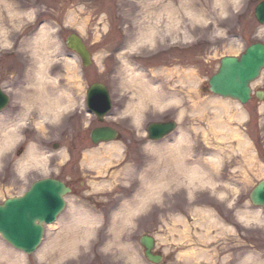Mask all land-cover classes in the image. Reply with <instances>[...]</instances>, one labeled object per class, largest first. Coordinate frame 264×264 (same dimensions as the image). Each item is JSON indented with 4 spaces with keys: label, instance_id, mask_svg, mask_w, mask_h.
<instances>
[{
    "label": "rangeland",
    "instance_id": "rangeland-1",
    "mask_svg": "<svg viewBox=\"0 0 264 264\" xmlns=\"http://www.w3.org/2000/svg\"><path fill=\"white\" fill-rule=\"evenodd\" d=\"M40 1L8 0V6L0 4V26H3L2 34H0V88L11 98L5 114L6 118H3L2 121H4V124L7 123L6 126H9L8 128H13L17 131V135L21 136V139L16 141L11 152L2 153L3 157L0 159V203L9 197L21 195L39 177H54L64 183L66 182L71 187L72 193L65 197L66 206L57 220L45 227L42 244L34 254L30 256L21 254L0 239V242L4 243V247L24 256L26 264H50V262H56L57 264H135L128 259L129 256L135 257L139 264H150L145 260L143 249L139 244V238L143 235H148L157 240L156 250L163 255L161 264H185V258L182 259L179 253L187 250V245L192 246L191 248L193 249L204 248L200 243L204 242L202 241L203 239H212L211 241H215L217 244L214 253L216 259L212 264H237L245 256L251 257L252 262L257 260L264 261V224L253 222L248 225H242L240 222H236V219H238L237 212L239 211H258L260 217L264 219V213L259 206H253L249 201V194L252 189L259 181L264 180V96L259 102L253 98L250 103L241 105V110L243 112L246 111L244 122L236 123L228 118L229 116H234L235 111H237L238 108L234 106H231V110L228 112L229 116H222L223 124L231 123L232 128L236 127L241 132V135L244 134L245 138L250 140V142L248 140V146L241 149L237 147L238 139H235L230 129L227 128L228 131L221 132V134H216L213 131V126L210 124L214 116L212 112L205 111V113L202 112V114L194 116L190 114L192 107L196 108L200 101L211 96L207 91L206 81L216 73L221 57L239 55L250 43L262 42L264 44V32L254 18V9L262 0H238L235 4L234 1L223 0L221 5L225 6V11L215 6L214 0H193L196 9L199 8L198 3L202 2L203 11L209 17V21L192 20L182 13L183 18L180 20L182 22H179L175 29L169 28L165 34H162L164 37L158 36L157 43H161V40H164L162 42L169 44L174 38L172 42H176V44L173 47L177 52H174L169 57L166 56L158 61L155 60L154 63L153 61H148L147 63L138 62L136 57L130 55V50L122 52V57L125 60L130 62L132 61L131 59L134 60L131 64L133 70L137 72H148V66L153 67L156 64L173 65L175 68L183 67L187 69L190 67L195 69L198 83L194 91H197L198 96H192L191 99L183 95L190 88H187V85L178 84L176 76H173L172 83L168 84L167 88H165L163 77H158L156 82L155 80L151 81V84L154 83L153 86H157L159 90V87H161L162 90H167L169 93H174L175 91L181 97L183 96V99L185 97L181 101V105L183 108L188 109L186 114L179 117L180 109L178 106H174L173 114L165 112L167 116L164 114L160 115L161 110L156 113H145V115L147 119L157 116L160 119L169 120L168 122L172 120L176 123L177 131L172 136H169V141L178 136L180 129L185 130L188 133L187 139L190 140V143L187 142L182 144V146L185 149L184 152H190L192 155L191 159H189L192 162L199 160L201 156L207 157L212 153H219L221 158L220 164L216 169L217 172L215 170L211 175L214 176L212 178L215 182L214 188L207 185L192 190L182 185L180 179V185H176L177 183L175 184L174 182L171 185L172 187L165 189L167 196H169L167 202L163 198L151 201L146 210L144 209L142 212L135 214L129 224L123 225L120 223L121 219L113 215L121 209L125 201L134 202V196L139 190V174H141L139 169L143 166H137L136 168L133 166H136L140 159L141 162L145 160L138 151L148 157L150 153L146 148H143L144 146L142 147L141 144L143 142L140 141L139 146L138 144L134 146L132 145L133 139L130 138V143L124 144L125 148L121 150L124 153L120 152L121 157L118 159L109 156L103 149L97 153L101 159L105 157L108 161L103 162L99 170L85 165H82V169L73 164V161L68 162L62 159L60 153L65 151V149L66 151L68 150V155L73 158V154H78V150L89 147V134L93 128L103 125L107 126L109 123L114 125V122L119 119L123 121L120 118L121 114L118 115L117 113L125 105L127 99L125 96L123 97L125 94H122L119 90V79H121L119 71V78L115 77L118 76L115 72L113 73L115 75L114 80L112 79L113 76L107 79L108 67L110 62L115 59L111 61V57L109 58L108 56H104V59L98 58L99 61L96 62L98 65L102 64L103 60L106 61L102 65L103 68L107 66L106 72L102 71L103 68L98 69L99 72L91 68L85 70L81 66L79 59L64 48V44L60 39L64 40L65 34L74 32L73 29H76L77 33H80L87 42L92 41L94 39V36H91L93 23L103 15V12L109 16L108 18L112 22L115 21L112 26L114 30L116 19L119 15H122L121 17L124 18V21L127 18L123 28L131 34L135 28L139 27V23L144 22L145 25H148L151 22V18L149 21L146 19L148 16L147 8H151V12L154 13L155 11H160L165 2L148 0L144 4L138 0H126L128 9L122 10L124 0H118L122 5L119 7L120 11H117L116 9L118 8H110L106 3L101 4L99 2L95 6H89L85 3L87 0ZM42 1L46 2V9L40 6ZM52 9L56 11L55 13H59L58 16L61 17V23L55 25L52 20ZM36 10L46 11L45 16L47 18H44L49 20L52 29H58V26L62 24L69 25L67 28L71 27V29L67 30L62 29L61 36H59V33H52L51 28L48 31L49 33L47 32V43L49 45L52 44L54 37L57 45L53 59H51L47 67L49 75L55 78L60 75V78L56 80L58 82L61 81L62 86H66V83L68 84L66 66L68 61H72L78 82H81L86 87L96 81L103 82L110 91V98L113 104V111L104 121L99 122L95 117L88 114L85 103H82V95H85V91L82 92L80 90L77 93L78 96L75 95L78 103L74 108L63 111L57 119L52 118L50 115L49 119L41 120L42 131L35 128L34 125V122L39 119L37 112L31 114L27 121L18 122L16 115L21 110L20 107H22L18 101V99L21 100V95L18 96L15 92L19 87L25 90L23 92L30 90V88H24V84L20 85V83L30 80L32 69L35 66V58L27 47L34 36L26 39L27 36L25 34L28 31V23L26 22L30 18L29 12H36ZM118 12L121 14H118ZM48 14H51L50 19ZM34 16L37 17L38 13L36 12ZM153 16L151 14L149 17ZM71 21L74 22L73 26ZM160 24L159 29L162 30L163 26L167 24L165 18L159 20ZM95 26L98 27V25ZM105 34L106 37L104 38L109 41V44L104 43L103 51L106 53L113 50L116 44V36L112 32H105ZM95 38H97V34ZM116 62L117 60L114 61V63ZM157 75L160 76L161 74L158 73ZM252 86L253 91H262L264 93V70L260 79ZM16 97L17 99H15ZM13 124H15L14 127H12ZM199 128L205 129L207 132L205 137L201 136ZM218 136H224L226 139L221 138V140H218ZM31 144L34 147L36 146V148L38 147L37 150L40 149L45 153L46 161L43 167H47L46 171L43 168L39 169L36 167V169H29L22 176H19V168L14 169L12 162L16 161L14 157L20 151V155H26ZM55 144L61 149L53 150ZM72 147L76 148L73 152H71ZM70 148L71 151H69ZM6 154L10 156L11 163L6 162ZM84 155L86 156L81 150L80 157ZM199 161L201 162V160ZM205 162L202 160L201 165L203 168L208 169ZM131 168L132 170H130ZM135 170H137L138 174H136ZM219 193H227V196L225 195V197L221 198ZM196 205L215 209L217 215L226 219L228 225L232 224L235 231L228 232L226 230L219 235L220 229L218 227L211 230L197 227L196 222L193 220L194 218L191 216L193 215L192 210L197 207ZM71 210L83 211L99 217L100 225L94 229L96 230L94 235H91L86 242L80 241L77 244V252L69 253L65 251L61 253L63 249L54 246L52 250L46 249L47 255L44 258H40L38 251L43 246L48 245L54 238L62 239L65 237L59 223L61 224V220L67 221L70 219ZM172 215L186 219L190 224L189 238L187 237L186 239V243L189 242V244H186V246L179 241L181 240L180 232L183 231V224L176 225L177 218H172ZM204 218L203 215L198 217L202 221L205 220ZM84 228L85 226L81 225L78 231L81 233ZM195 232H201L203 235L206 233L208 236L206 238L203 236L197 237ZM76 236L80 238L78 233ZM208 249L210 248L206 250Z\"/></svg>",
    "mask_w": 264,
    "mask_h": 264
},
{
    "label": "bare ground",
    "instance_id": "bare-ground-1",
    "mask_svg": "<svg viewBox=\"0 0 264 264\" xmlns=\"http://www.w3.org/2000/svg\"><path fill=\"white\" fill-rule=\"evenodd\" d=\"M95 1V0H93ZM98 1V2H97ZM126 0H124V4L122 5L121 2L118 0H96L99 4V2L106 3L108 7L110 8H118L116 9L117 11H120L121 5H122V10H127L128 8L126 7ZM134 1V0H132ZM141 3L146 4V1L148 0H138ZM160 2H165L164 5H162V9L160 11H155L154 13L151 12V8H147L148 16H147V21L151 18L150 25H145L143 23H139V27L135 28L134 31L130 34L129 32L125 31L123 28L125 24H120L119 18L122 15H119L116 19V26L115 30L112 29L113 24L115 23L108 18L109 16L103 12V15L95 21L93 24L98 25V27H92V37L94 36V39L91 41H86L85 38L80 34L77 33L76 29H73L74 32H71L69 34H65L64 40L60 39L61 42L64 44V48L68 51H72L68 49V47L65 45V42L69 38V36L74 38V41L68 42L69 46H76L78 49L82 51L84 56L86 57V61L84 62L83 59L81 58L80 55L76 54L73 52V56H76L80 63L81 66L85 69H95L97 72L98 69L103 68V64L106 62L103 60L102 64L96 63L98 62L99 59H104V56H108L111 61L114 60L117 62L114 63V61L110 62L109 69L108 71L107 66L103 68L102 71H107L108 72V78H111L114 80L113 73L116 72L118 76H115L116 78H119L118 71L120 73L121 79H119L120 86L119 90L127 101L125 102V105L121 108L120 111H118V115L121 114L120 118L123 120L121 121L120 119L114 122V125L110 124V126H104L102 127L103 130L108 129L111 132H115L113 138H110L108 141H99L97 143H94L91 138V134H89V141H90V146L89 147H84L82 148V153H85L86 156L80 157L81 150H78V154H73V158L71 155H68V150L63 151L61 154L62 159L67 160L68 162L73 161V164L81 167L82 165L88 166L89 168L93 167L96 170L100 169V165L103 164V162H108L107 159L100 158L99 154H97L100 150L103 149L109 156L114 157L115 159L120 158V152L124 153L123 148H125L124 144L130 143L129 140L132 138V145L138 144L139 142H143L141 145L143 148H146V150L149 151V157L145 156L142 154L141 151H138V153L143 156L145 159L144 161L141 159L138 161V164L133 167H141V174H139V185H138V191L134 196V202L130 201L127 202L125 201L122 204L121 209L117 211V213L113 216L119 217L121 219L120 223L123 224H129L133 216L137 213L142 212L144 209L148 207V205L151 203V201H156L160 200V198H163L165 202L168 201V197L166 190L170 187L171 185L175 182L176 185L179 184V180L181 179L182 182H180L182 185L188 187L189 189H198L200 187L204 186H210L211 188H214L215 182L213 181L212 172H214L217 167L219 166V162L221 160L219 153H212L207 157L201 156L199 160L192 162L191 157L192 155L190 152H187L183 149L182 144L185 143H190V140L187 139L188 133L180 129L178 136L175 138H172L169 141V136H172L173 133L177 131V126L174 121L171 120V122L174 124L173 129L171 130L170 133L160 135L159 129L157 130L156 127L161 126L165 123H169V120L166 119H160L159 117L155 116V118H148L146 117L145 113L153 112L156 113L157 111L159 112L160 110L162 111L160 113L164 114H173V109L174 106H178L180 111L178 113L179 117L187 113V108H183L181 105V101L184 99L177 94L175 91L174 93H169L167 90H162L161 87L160 90L157 89L158 87H154L153 84H151V81L158 79V77H163L164 82L166 85L165 88H167L168 84L172 83V78L173 76L177 77V82L180 85H187V88H190L186 90L183 95H186V98L191 99L192 96L197 97L198 93L197 91H194L196 89V85L198 83V78L195 69H192L188 67L187 69L180 67V68H175L173 65H158L156 64L155 66H148L149 68L147 69L148 72H137L134 71L132 68V62H134L133 59L130 62L129 60H125L122 57V52L124 50H130L131 51V56L136 57L137 59L142 58V62L144 61V54L147 56V60L144 62H151L155 60L158 61L159 57H164V56H171L175 51L173 45L176 44V42H162L164 40H161V43L158 42V36L164 37L165 32L169 29H175V26L178 25L179 22L183 17L182 13L186 15L188 18L196 21H202L206 22L207 20L209 21V17L207 16L206 13H204L203 8H202V2L198 3L199 8H195V3H193V0H157ZM223 0H214L215 6L222 8L225 11V6L221 5ZM234 1V4L238 0H231ZM264 1V0H263ZM8 0H0V4L2 5H7ZM223 4V3H222ZM8 6V5H7ZM10 6V4H9ZM258 6V5H257ZM115 10V9H114ZM38 13V16L35 17V13ZM36 12H29V20L26 22L28 23V28L27 32L25 34L26 39L29 38L30 36L32 37V41L29 42L27 47L29 50L32 52V55L35 58V66L32 69V76L30 77V80L27 82H21L20 85L24 84V88H30L27 92L24 89L22 90V87H19L16 90V95H21V100L18 99L19 104H21L22 107L19 113L16 115L18 122L20 121H27L28 118L30 117L31 114L33 113H38L39 119H37L35 124V128H38L42 131L41 125L42 121L49 119V116L51 115L52 118L57 119V117L63 112L67 111L70 108H74V106L78 103L77 97L78 96V91H85V95L83 97L82 95V103H85V98L87 96L88 91H90L91 87H102L104 90H106L107 94L110 95V91L108 90V87L103 84V82L96 81L90 84L89 87H86L84 84L81 82H78L77 76H76V70L74 63L72 61H68V64L66 66L67 72H66V78L68 79V84L66 83V86L61 85V81H57V78H60V75H57V77H51L47 71L48 64L50 63L51 59H53L54 52L57 50V45L55 44L56 39L53 37L52 44L49 45L46 41V35L49 33L48 31L51 28V25L49 23V20H45L44 17H46V12L43 10H36ZM56 11L52 9V20L54 21L55 25L57 23H61V17L58 16L59 13H55ZM223 12V11H222ZM119 13V12H118ZM121 14V13H119ZM154 16L149 17V16ZM49 19H50V15ZM34 16V17H33ZM39 16L43 17L42 20L34 21L35 18H38ZM124 17V16H123ZM47 18V17H46ZM165 18L166 23L165 26H163V29H159L161 24L159 25V20ZM254 18H255V9H254ZM127 19V18H126ZM125 19V21H126ZM189 19V20H190ZM256 19V18H255ZM257 21V20H256ZM257 23L261 26L262 31L264 32V24L260 23L257 21ZM23 24V23H22ZM142 24V25H141ZM21 25V24H20ZM71 25H74V22L71 21ZM69 25L62 24L61 26H58V29L51 28L52 33L56 32L59 33L61 36L62 29H71L67 28ZM2 28L3 26H0V34H2ZM83 30V29H82ZM99 30V31H97ZM76 31V32H75ZM103 31V32H100ZM48 32V33H47ZM105 32L109 33L112 32L115 38V43L117 46H119L118 51L116 50H111L110 52L103 51L104 50V43L109 44V41L106 40V34ZM97 34V38H95V35ZM118 37V38H117ZM186 37V36H185ZM114 41V38H113ZM160 41V40H159ZM73 42L74 44H72ZM157 44V45H156ZM170 45L168 48H166V51L164 54L155 57L154 58V53H152L153 48L156 46L160 45ZM251 46H258L260 49L264 50V44L262 42H254L250 43V45H247L239 55L234 54V55H228V56H223V58H230V59H235L237 62L240 61L241 57L245 54ZM100 48V49H99ZM106 48V47H105ZM102 50V51H101ZM107 51V50H106ZM188 52V51H187ZM104 53V54H103ZM124 53V52H123ZM130 53V52H129ZM179 53V52H178ZM141 54V55H140ZM135 58V59H136ZM221 59L219 63L221 62ZM179 61V60H178ZM138 62H141V60H138ZM119 63V64H118ZM122 63V65H121ZM183 64V62H181ZM112 65V66H111ZM105 66V65H104ZM28 67V66H27ZM31 69V67H29ZM69 70V71H68ZM112 70V71H110ZM264 68L262 69V71ZM261 71V72H262ZM218 72V71H217ZM148 73V78L147 77ZM161 74L158 76L157 74ZM217 73H214L215 75ZM212 75V76H213ZM210 76L207 79V91L209 94H211L210 97H208L205 100L200 101V104L196 106V108L192 107V110L190 111V114L192 116L194 115H199L205 113V111L212 112L214 114L211 123L213 126V131L218 134L221 132H227V128L231 130V134H234L235 139H238L237 142V147L241 149L242 147L248 146L250 140L245 138V135H241V132L238 131L236 127L232 128L231 123L223 124L222 122V116L227 115L229 116L228 112L231 110V106L237 107V111H235L234 116H229V119H232L233 122L235 121L236 123H241L245 121L246 118V111L243 112L241 110V105L238 101L230 99V98H225L220 95L214 94L212 91H210V85L208 83L209 79L212 77ZM261 77V74L258 76L257 79L250 81L248 87L250 88V97L249 100L245 103L248 104L250 103L251 99L258 100V93L257 91H253V86L257 80H259ZM19 85V86H20ZM156 85V83H155ZM2 89V88H1ZM264 96V93L262 91H258ZM29 93V95H27ZM196 93V95H194ZM256 93V94H254ZM8 95V94H7ZM15 95V94H14ZM17 99V97L15 98ZM263 97H260L259 100L261 101ZM230 100V101H229ZM21 102V103H20ZM13 103V102H12ZM83 103V104H84ZM18 104V105H19ZM244 104V105H245ZM10 104L6 105L2 109L0 108V159L3 157L2 153H10L13 146L15 145L16 141H19L21 139L20 135H17V131H15L13 128H8L9 126H6L4 124V121H2L3 118H6L5 114L7 113V107ZM167 111H165V109ZM164 109V110H163ZM113 111V106L110 104V109H108L105 113V115L102 117V119H105L106 116H108L111 112ZM155 115V114H154ZM163 115V116H164ZM204 115V114H203ZM129 117V118H128ZM153 117V116H152ZM129 119V120H128ZM42 120V121H41ZM119 121V122H118ZM15 124L12 125L14 127ZM201 136L205 137L207 135V132L205 129H200ZM233 131V132H232ZM219 137V136H218ZM226 139L224 136H221L218 138V140ZM144 140V141H143ZM249 140V142H248ZM121 141V142H120ZM123 142V144H122ZM164 144V145H163ZM17 145V144H16ZM99 146V147H98ZM101 146V147H100ZM124 146V147H123ZM71 147V146H70ZM92 148V149H91ZM7 149V150H5ZM38 147H34L32 144L29 146V149L27 150L26 155H20L17 153L14 158L16 161L13 163L12 166L15 169L19 168V176H22L23 173L26 171H29V169H36L37 168H43L46 171L47 167H43L45 165L46 157L45 153L42 152L40 149L37 150ZM59 150L61 147H59L57 144L53 146V150ZM76 148L72 147L69 149V151L73 152ZM5 150V151H4ZM220 150V149H219ZM4 151V152H3ZM224 151V150H223ZM6 156V162L11 163V159H9V155ZM124 156V155H123ZM124 158V157H122ZM149 158V160H147ZM204 158V159H203ZM122 160V159H121ZM202 160L207 164L208 169L203 168L201 165ZM208 161V162H207ZM15 164V165H14ZM40 165V166H39ZM132 167V168H133ZM145 167V168H144ZM132 168L130 170H132ZM134 168V169H135ZM219 169V168H218ZM136 174H138L137 170H135ZM217 172V170H216ZM45 179H54V177H39L35 179V183L37 181L45 180ZM60 181V180H59ZM264 180L259 181L257 184L261 183ZM62 182V181H60ZM63 184H68L65 182H62ZM104 183V182H103ZM226 184V183H224ZM227 186V184H226ZM257 186V185H256ZM255 186V187H256ZM30 188V187H29ZM166 189V190H165ZM255 188L252 189V191ZM28 190V189H27ZM26 190V191H27ZM251 191V192H252ZM250 192V194H251ZM249 194V196H250ZM24 195V192L16 197H21ZM227 196V193H219V196L221 198ZM197 207L192 210L191 215L194 219V221L197 224V227L202 228V229H214V228H219L221 235L222 231H235L234 228L231 225L227 224V220L224 218H220L219 215H217V212L215 209H209L206 207H201L200 205H196ZM259 206V205H258ZM257 206V207H258ZM260 208V207H259ZM262 210V208H260ZM202 216L205 217V220H200L198 217ZM172 218H177L176 219V225H181L183 224V231L180 232V242L183 244H189L187 242V237L189 238V230H190V224L187 222V220L182 219L178 217L177 215H172ZM237 218L236 222H240L242 225H248L250 223H260L264 224V219L260 217L258 214V211L254 212H248V211H239L237 212ZM232 221V220H231ZM230 221V222H231ZM61 230L63 234L65 235L64 238L58 239L54 238L53 241H51L48 245H45L38 251V256L40 258H44L45 255H47L48 248L50 250L53 249L54 246H58L63 249V252L67 251L69 253L72 252H77L78 251V243L80 241L86 242L88 238L91 237V235H94L95 228H97L100 225V219L98 216H92L86 212L83 211H78V210H71L70 211V219L66 220H61ZM81 225H84L85 228L81 230V233L78 231L79 227ZM97 225V226H96ZM189 225V227H188ZM193 225V224H192ZM174 227V225H173ZM193 227V226H191ZM51 228V227H50ZM78 231V232H77ZM77 233L80 235V238L77 235ZM197 237H204L206 238L208 235L205 233H199L195 232ZM149 237V236H148ZM154 240V245L151 250L152 255H159V252L156 250V238L150 236ZM0 239L8 246H10L7 242H5L1 237ZM221 239V236H220ZM42 240L39 244V246L36 248V250L33 252V254L37 251V249L40 247L42 244ZM212 239H203L200 242L204 248H191L192 246H186L187 250L182 251L179 253L183 258H185L186 263L185 264H212L216 257H215V251L217 244L216 242H212ZM0 242V264H26V260L24 259V256L21 254H24L22 252L14 253L4 247V243ZM206 246V247H205ZM11 247V246H10ZM12 248V247H11ZM207 248H210L206 250ZM13 249V248H12ZM199 249V250H198ZM26 256H29L27 254H24ZM61 255V254H60ZM144 255V254H143ZM144 258L147 262L151 263L148 261L144 255ZM62 259V257H60ZM59 259V260H60ZM128 259L135 263L139 264L135 257L129 256ZM226 259V258H225ZM163 261V257L161 258V261L159 264H161ZM50 264H57L56 262H50ZM237 264H264V261H254L252 262V258L249 256H245L240 260Z\"/></svg>",
    "mask_w": 264,
    "mask_h": 264
},
{
    "label": "water",
    "instance_id": "water-1",
    "mask_svg": "<svg viewBox=\"0 0 264 264\" xmlns=\"http://www.w3.org/2000/svg\"><path fill=\"white\" fill-rule=\"evenodd\" d=\"M255 18L264 24V1L255 8ZM67 41H74V38L69 36ZM67 41L65 45L68 49L80 55L85 62L86 57L82 51L77 50L76 46H69ZM244 53L239 62L230 58L221 59L217 74L208 81L210 91L214 94L236 100L240 104L249 100V82L257 79L264 68V50L251 46ZM260 97L258 94V98ZM7 102V97L0 91V108L5 107ZM86 105L101 121L110 109L106 90L102 87H91L86 96ZM173 127V123H165L156 128L160 135H164L170 133ZM114 133L98 128L92 131L91 138L94 143L108 141L113 138ZM69 193L70 189L62 182L45 179L33 183L23 196L6 199L0 204V237L13 249L27 255L32 254L41 242L43 226L56 220L65 206L64 197ZM249 200L252 205H259L264 211V181L257 184ZM139 242L146 259L153 264H159L161 256L151 253L153 238L143 236Z\"/></svg>",
    "mask_w": 264,
    "mask_h": 264
},
{
    "label": "flooded vegetation",
    "instance_id": "flooded-vegetation-1",
    "mask_svg": "<svg viewBox=\"0 0 264 264\" xmlns=\"http://www.w3.org/2000/svg\"><path fill=\"white\" fill-rule=\"evenodd\" d=\"M36 1H38V0H36ZM96 1V0H95ZM95 1H93V0H87L85 3L87 4V5H89V6H95V4L98 2H95ZM39 2H41L40 0H39ZM46 2L45 1H42V4H40V6H42V7H44L45 9H46V4H45ZM44 12H46L45 10H43ZM119 14V13H118ZM42 18L43 17H41V16H39L38 17V19H37V21L39 22L40 20H42ZM126 19V18H125ZM119 21H120V24H124L125 23V21H124V18H122V17H120L119 18ZM118 48H119V46H117L116 44H115V46L113 47V51L114 50H116V51H118ZM166 48H167V44L166 45H160V46H156L154 49H153V51H152V53H154L153 55H154V58L155 57H158V56H160V55H162V54H164V52L166 51ZM160 52H159V51ZM141 55V54H140ZM142 56H144V61H146L147 60V56H146V54H144V55H142ZM141 57V56H140ZM164 57H166V56H164ZM164 57H161V59H163ZM159 59H160V57H159ZM158 59V60H159ZM138 60H141L142 61V58L140 59H138ZM143 61V62H144ZM255 98V97H254ZM257 101V100H256ZM103 126H106V125H103ZM107 126H110L109 124L107 125Z\"/></svg>",
    "mask_w": 264,
    "mask_h": 264
}]
</instances>
